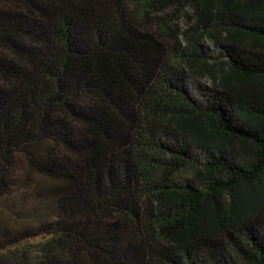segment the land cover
I'll return each mask as SVG.
<instances>
[{
  "label": "trees",
  "instance_id": "trees-1",
  "mask_svg": "<svg viewBox=\"0 0 264 264\" xmlns=\"http://www.w3.org/2000/svg\"><path fill=\"white\" fill-rule=\"evenodd\" d=\"M19 156L55 214L0 264H264V0H0V200Z\"/></svg>",
  "mask_w": 264,
  "mask_h": 264
},
{
  "label": "rangeland",
  "instance_id": "rangeland-1",
  "mask_svg": "<svg viewBox=\"0 0 264 264\" xmlns=\"http://www.w3.org/2000/svg\"><path fill=\"white\" fill-rule=\"evenodd\" d=\"M170 15L174 26L182 33H191L198 25L197 16L190 6L174 7ZM201 47L221 57L213 37L203 36ZM195 76L196 83L204 91H208L213 86L210 76ZM233 147L248 158L254 155V148L251 145L235 143ZM14 177L15 188L0 200V232L5 229L20 231L52 219L55 214L51 204L52 192L57 184L54 180L34 171L23 156H19L16 162ZM240 189L244 196L250 197L248 190L242 187Z\"/></svg>",
  "mask_w": 264,
  "mask_h": 264
}]
</instances>
